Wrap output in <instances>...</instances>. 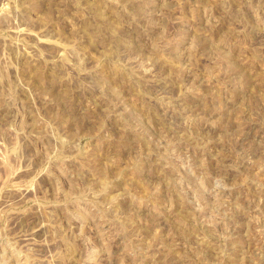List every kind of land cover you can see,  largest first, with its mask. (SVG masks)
I'll return each mask as SVG.
<instances>
[{
  "label": "rangeland",
  "instance_id": "374dc122",
  "mask_svg": "<svg viewBox=\"0 0 264 264\" xmlns=\"http://www.w3.org/2000/svg\"><path fill=\"white\" fill-rule=\"evenodd\" d=\"M0 264H264V0H0Z\"/></svg>",
  "mask_w": 264,
  "mask_h": 264
}]
</instances>
